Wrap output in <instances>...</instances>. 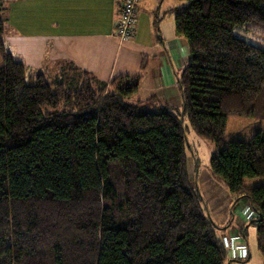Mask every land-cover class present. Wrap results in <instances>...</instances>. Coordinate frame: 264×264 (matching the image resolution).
<instances>
[{
    "label": "trees",
    "instance_id": "1",
    "mask_svg": "<svg viewBox=\"0 0 264 264\" xmlns=\"http://www.w3.org/2000/svg\"><path fill=\"white\" fill-rule=\"evenodd\" d=\"M0 0V264H224L223 230L186 163L187 116L214 144L213 177L256 229L264 264V0H181L175 30L190 61L177 76L182 107L133 100L139 77L97 79L73 63L29 68L4 48ZM54 70V71H53ZM263 127L226 140L229 116ZM251 213V218L247 216ZM232 235V236H236Z\"/></svg>",
    "mask_w": 264,
    "mask_h": 264
},
{
    "label": "crops",
    "instance_id": "2",
    "mask_svg": "<svg viewBox=\"0 0 264 264\" xmlns=\"http://www.w3.org/2000/svg\"><path fill=\"white\" fill-rule=\"evenodd\" d=\"M122 1L10 0L5 8L15 10L17 14L12 13L20 20L11 24L9 46L18 49L25 64L35 70L68 62L102 81L121 75L138 76L139 88L133 100L146 101L153 109L164 106L181 109L182 94L177 76L188 65L190 52L187 40L175 30L174 10L185 6L186 2L140 0L135 35L121 40L115 33V25ZM7 22L9 19L5 24ZM199 190L206 212L223 228L222 235L228 237L243 231L241 224L245 221L241 216L236 225L228 220L223 223L215 220L205 194ZM245 205V201L240 202L241 210ZM238 211L234 209V215ZM246 232L245 229L244 235ZM252 253L250 246V257L246 261L228 259L224 264H250Z\"/></svg>",
    "mask_w": 264,
    "mask_h": 264
},
{
    "label": "rangeland",
    "instance_id": "3",
    "mask_svg": "<svg viewBox=\"0 0 264 264\" xmlns=\"http://www.w3.org/2000/svg\"><path fill=\"white\" fill-rule=\"evenodd\" d=\"M6 5V4H5ZM4 5V10L1 15L4 21L8 20L5 24L4 31V48L7 51H11L16 56H19L18 49H13L9 46L8 36L12 33L11 24L13 22L18 23L20 17H15L16 11L6 9ZM16 6V5H12ZM6 9V10H5ZM9 24V25H8ZM10 29V31H9ZM251 40L264 45V34L260 33L257 30H249L246 34ZM3 65L2 52L0 50V66ZM55 67V66H54ZM54 71V70H53ZM183 124L186 130V163H187V172L189 179L193 185L202 190L204 198L206 200L207 206L212 211V214L215 220L223 223L228 220V223L236 225V220L241 216L242 210L240 207V202L245 201L248 204V199L245 197L236 198L235 196L228 197L232 195L229 191L227 185L220 179H217L212 176L210 170V158L214 151V144L200 135H198L192 128L190 121L187 116L183 117ZM263 127V121L254 119L248 116H229L225 131L226 140H248L255 132ZM244 184L248 187L251 186H264V176L254 177V178H245ZM205 187V188H204ZM206 196V197H205ZM234 209L239 210L237 215H234ZM235 220V221H234ZM245 224H241L247 230L246 239L249 247H252V257L249 260L250 264H262L261 253L257 249V236L256 229L254 226L249 224V221L244 218ZM236 264H241L238 262Z\"/></svg>",
    "mask_w": 264,
    "mask_h": 264
},
{
    "label": "built area",
    "instance_id": "4",
    "mask_svg": "<svg viewBox=\"0 0 264 264\" xmlns=\"http://www.w3.org/2000/svg\"><path fill=\"white\" fill-rule=\"evenodd\" d=\"M140 0H123L120 15L115 25V33L121 40L132 39L135 35L136 22L138 17V5ZM247 216L251 218V213L247 211ZM231 259H244L248 256V249L245 241L238 235L231 236L226 240Z\"/></svg>",
    "mask_w": 264,
    "mask_h": 264
}]
</instances>
